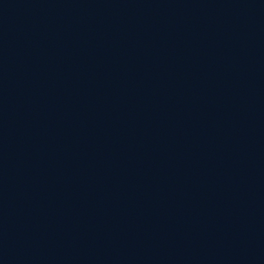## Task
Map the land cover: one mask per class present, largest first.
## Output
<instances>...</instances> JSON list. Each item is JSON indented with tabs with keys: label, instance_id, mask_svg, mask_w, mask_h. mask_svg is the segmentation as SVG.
<instances>
[{
	"label": "water",
	"instance_id": "95a60500",
	"mask_svg": "<svg viewBox=\"0 0 264 264\" xmlns=\"http://www.w3.org/2000/svg\"><path fill=\"white\" fill-rule=\"evenodd\" d=\"M0 264H264V0H0Z\"/></svg>",
	"mask_w": 264,
	"mask_h": 264
}]
</instances>
